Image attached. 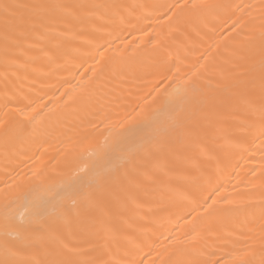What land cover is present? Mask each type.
<instances>
[{"label":"bare ground","instance_id":"bare-ground-1","mask_svg":"<svg viewBox=\"0 0 264 264\" xmlns=\"http://www.w3.org/2000/svg\"><path fill=\"white\" fill-rule=\"evenodd\" d=\"M262 33L264 0H0V259L264 264Z\"/></svg>","mask_w":264,"mask_h":264},{"label":"snow or ice","instance_id":"snow-or-ice-1","mask_svg":"<svg viewBox=\"0 0 264 264\" xmlns=\"http://www.w3.org/2000/svg\"><path fill=\"white\" fill-rule=\"evenodd\" d=\"M262 37H264V33H262ZM261 78L262 81H264V60L261 61ZM193 88H195V85H193ZM260 135L264 136V106L260 109ZM88 187H91V184L88 185ZM91 195L90 192L86 191L85 189H79V190H73L69 191L65 194V196L61 197V206H63V200L67 199L70 204L74 207L76 204L77 197L87 199ZM5 207H9L8 204H5ZM35 215L37 218H41L43 216V212L40 209H37ZM11 219L9 216H5L6 223ZM42 237L39 235H32L27 234L22 238V242L25 245H30L33 243H39ZM65 248L68 249L69 252L74 251L72 248H68V245H65ZM19 255V251L15 250L13 248H10L6 245V256L3 259H0V264H97L96 261H73L70 259H51V260H45V261H38L35 259L32 260H21V259H13V257H16Z\"/></svg>","mask_w":264,"mask_h":264}]
</instances>
